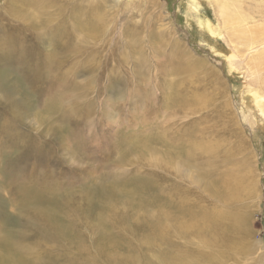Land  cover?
Masks as SVG:
<instances>
[{
  "label": "rangeland",
  "instance_id": "rangeland-1",
  "mask_svg": "<svg viewBox=\"0 0 264 264\" xmlns=\"http://www.w3.org/2000/svg\"><path fill=\"white\" fill-rule=\"evenodd\" d=\"M0 73V250L264 264V0H0Z\"/></svg>",
  "mask_w": 264,
  "mask_h": 264
},
{
  "label": "bare ground",
  "instance_id": "bare-ground-1",
  "mask_svg": "<svg viewBox=\"0 0 264 264\" xmlns=\"http://www.w3.org/2000/svg\"><path fill=\"white\" fill-rule=\"evenodd\" d=\"M26 3H24V5H25ZM225 5V4H224ZM227 5H229V4H227ZM227 7V6H226ZM227 9V8H226ZM221 10H224L223 11V15L225 16V18H224V21H225V23H231L232 22V17H231V15L229 14V13H227L226 11H225V9H221ZM199 21V20H198ZM27 24H28V22H27ZM32 24V23H31ZM36 24V23H35ZM34 25V24H33ZM32 26V25H31ZM256 31H259V29L258 28H254L253 30H250V34H249V41H254V40H256V39H258L260 36H257L258 34H256L255 36H253L252 34H253V32H256ZM244 33V32H243ZM261 33V32H260ZM244 35V34H243ZM244 36H246V35H244ZM262 43V42H261ZM254 44V43H253ZM234 56V55H233ZM231 56H229V58H230ZM233 58V57H232ZM231 59V58H230ZM233 60V59H232ZM0 75H1V73H0ZM29 84V83H28ZM28 84H25V88H26V90L28 89V88H30V87H28ZM251 93H248V96H250V99L251 100H253V101H256V102H258L259 101V98H261V96L260 95H257L256 94V92H254V93H252L253 91H251V90H249ZM19 91H17V92H15L16 94L18 93ZM33 92L34 93H36V91H34L33 90ZM15 93H14V95H10V98H12V97H14L15 96ZM29 95V94H28ZM36 95H38L37 93H36ZM40 95V94H39ZM34 96V95H33ZM35 98H37V97H35ZM40 98V97H39ZM14 102V104L13 105H9V104H7L8 103V101H6L5 103H4V106H6L7 105V110H9V111H7L8 112V116H10V118L9 119H11L15 124H21V123H23V119H24V117L22 116L23 114H22V112H21V108H22V106H23V103H24V101L22 100V99H19V101L18 100H16V101H13ZM38 102H39V100H38ZM34 104H35V102L33 103V106H34ZM68 105V104H67ZM50 108H51V106H49ZM0 110H2L3 111V109H1L0 108ZM5 111V110H4ZM31 111V110H30ZM1 115H3V113L2 112H0V118H2L3 116H1ZM47 134H51V133H47ZM4 137V136H3ZM2 137V138H3ZM16 137H18L19 138V135H15V137H14V139H16ZM8 138V137H7ZM3 140V139H2ZM17 169L18 168H16V169H14L13 171L14 172H16L17 171ZM7 171H11V170H7ZM19 174V171H17V175ZM236 174V173H235ZM17 175L16 174H12L11 175V177L8 175V180H11V179H13L12 177H17ZM229 175V174H228ZM227 176V175H226ZM227 178H228V176H227ZM232 178V177H231ZM230 178V179H231ZM235 178V177H234ZM223 179V178H222ZM225 180V179H224ZM233 180V179H232ZM238 180V179H237ZM236 181V180H235ZM233 182L232 184H235L236 182ZM225 182H227V180H225ZM224 182V183H225ZM228 184H230L229 183V181L227 182ZM239 183V182H238ZM18 185H22L21 183H17ZM228 184H226V186L228 185ZM237 185V184H236ZM225 186V187H226ZM30 187H33V186H30ZM229 187V186H228ZM228 187H226V188H228ZM233 188H235V187H233ZM232 189V188H231ZM227 190H229V189H227ZM224 191V190H223ZM25 192V191H24ZM214 193V192H213ZM228 192H222V194L224 195V194H227ZM33 194V192L31 193V195ZM31 195H29V196H31ZM216 196H219V195H216ZM18 197H21V196H14V201H16L17 202V200H16V198H18ZM222 197V196H221ZM226 197V196H225ZM21 198H24V197H21ZM38 199V198H37ZM36 199V200H37ZM33 201H35L34 199H32V198H26V202L24 201L23 203L24 204H26V203H30V202H33ZM34 206V210H36L37 209V206H38V201H36V202H33V204H32V207ZM36 206V207H35ZM35 213V212H34ZM48 213V215H50L52 218H55L56 219V214L58 213L57 212V209H49V211L47 212ZM64 240V239H63ZM65 240H67V239H65ZM68 241V240H67ZM71 243V242H70ZM16 245L14 244V242H10L9 244H7V246H4L3 247V249L2 250H0V264H26V263H24L23 261V257H22V259H20V258H18V257H16V253H20L21 251H20V249L18 248V247H15ZM70 247V246H69ZM21 248V247H20ZM68 248V247H67ZM66 247H64L63 248V250L64 249H67ZM14 252H13V251ZM67 251V250H66ZM60 253V252H59ZM66 254V253H65ZM42 254H39L38 252L37 253H34V254H32V255H29V258H31V259H33V261H34V264H50V262H48V259L46 260L45 259V257L44 256H41ZM51 255V256H50ZM62 255V254H61ZM46 256H48V255H46ZM64 256V255H63ZM62 256V257H63ZM209 257V259H210V256H208ZM49 258H50V260H53V258H52V253H50L49 254ZM211 260V259H210ZM64 261H65V263H63V264H70V258L69 257H65L64 258ZM193 261H195V259L193 258ZM196 262V261H195ZM54 263V262H53ZM197 263V262H196ZM198 264V263H197Z\"/></svg>",
  "mask_w": 264,
  "mask_h": 264
}]
</instances>
